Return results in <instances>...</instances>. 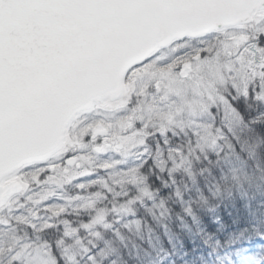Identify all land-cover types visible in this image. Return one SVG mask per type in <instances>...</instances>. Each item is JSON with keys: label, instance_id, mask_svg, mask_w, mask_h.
Masks as SVG:
<instances>
[{"label": "trees", "instance_id": "1", "mask_svg": "<svg viewBox=\"0 0 264 264\" xmlns=\"http://www.w3.org/2000/svg\"><path fill=\"white\" fill-rule=\"evenodd\" d=\"M251 37L244 40L262 46L264 34ZM204 39L171 48L182 52ZM238 57L243 81L216 86L212 144L201 146L186 124L162 131L138 120L135 132L153 152L138 169L140 181L109 182L110 190L96 182L87 189L102 194L94 206L68 207L49 226L11 221L18 232L45 244L56 264L49 245L64 264H264V56L253 46ZM143 183L152 197L139 190Z\"/></svg>", "mask_w": 264, "mask_h": 264}, {"label": "water", "instance_id": "2", "mask_svg": "<svg viewBox=\"0 0 264 264\" xmlns=\"http://www.w3.org/2000/svg\"><path fill=\"white\" fill-rule=\"evenodd\" d=\"M261 11L264 0H142L103 9L42 6L14 18L0 32V207L22 189L1 181L65 148L76 116L120 99L134 66L175 40L245 24Z\"/></svg>", "mask_w": 264, "mask_h": 264}, {"label": "rangeland", "instance_id": "3", "mask_svg": "<svg viewBox=\"0 0 264 264\" xmlns=\"http://www.w3.org/2000/svg\"><path fill=\"white\" fill-rule=\"evenodd\" d=\"M258 14L245 24L204 35L203 46L202 42L184 44L181 52L171 48L172 42L160 48L128 71L120 99L76 116L66 132L65 148L7 177L3 184L18 182L22 189L0 207V264L10 259L22 264H56L45 244L21 235L11 221L49 226L53 216L68 207L94 206L102 194L87 189L96 182L110 190L109 182L140 181L138 169L153 152L146 138L135 132L138 120L162 131L186 124L200 136L201 146L212 144L216 86L243 81L247 68L238 57L241 50L254 46L264 56V41L257 46L244 40L252 41L251 31L264 34V11ZM184 63L189 67L182 73ZM223 102L228 106L227 100ZM72 157L74 163L68 164ZM169 158L184 161L172 152ZM144 184L139 190L152 197Z\"/></svg>", "mask_w": 264, "mask_h": 264}, {"label": "snow or ice", "instance_id": "4", "mask_svg": "<svg viewBox=\"0 0 264 264\" xmlns=\"http://www.w3.org/2000/svg\"><path fill=\"white\" fill-rule=\"evenodd\" d=\"M142 0H0V32L3 31L6 25L10 24L14 18L19 17L28 10L42 7V6H58L66 10H73L78 8H100L122 5V4H132L139 3ZM3 79V70L2 63H0V117H2L4 110V89L2 85ZM261 99H264L262 97ZM235 144V141L233 142ZM237 150L239 146L236 145ZM148 195V193H146ZM186 211L191 214L192 209H186ZM85 228L91 227L89 224L84 225ZM105 227H108L105 225ZM52 248L53 254L57 260V264H64V257L60 254L59 249H55L53 246L49 245ZM90 264H94V258H91ZM12 264H20L18 259H13Z\"/></svg>", "mask_w": 264, "mask_h": 264}, {"label": "bare ground", "instance_id": "5", "mask_svg": "<svg viewBox=\"0 0 264 264\" xmlns=\"http://www.w3.org/2000/svg\"><path fill=\"white\" fill-rule=\"evenodd\" d=\"M12 174H10L9 176H11Z\"/></svg>", "mask_w": 264, "mask_h": 264}]
</instances>
